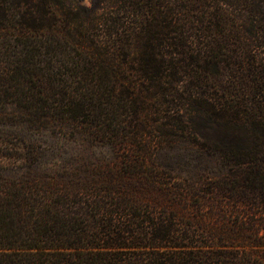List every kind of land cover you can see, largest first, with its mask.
<instances>
[{
  "label": "trees",
  "instance_id": "16d2710c",
  "mask_svg": "<svg viewBox=\"0 0 264 264\" xmlns=\"http://www.w3.org/2000/svg\"><path fill=\"white\" fill-rule=\"evenodd\" d=\"M83 1L0 0V102L127 151L0 159V264H264V0Z\"/></svg>",
  "mask_w": 264,
  "mask_h": 264
},
{
  "label": "rangeland",
  "instance_id": "374dc122",
  "mask_svg": "<svg viewBox=\"0 0 264 264\" xmlns=\"http://www.w3.org/2000/svg\"><path fill=\"white\" fill-rule=\"evenodd\" d=\"M91 1L84 0L83 3L91 5ZM17 90V88H11V91L17 94L15 98L19 96L20 90L18 92ZM83 127L67 124L56 115H38L17 102H0V159L24 158L26 154L42 159L61 160L82 157L97 159L103 156L107 157L106 159L116 158V156L122 159L125 156L127 151L125 148L106 152L103 143L91 144L88 138L78 131ZM180 128L188 127L180 126ZM184 135L185 138L179 133L176 136L177 140L172 143L177 147V156L175 154L162 156L157 160L158 164L155 163V167L166 181L178 182L195 173L199 186H206L215 172L207 170L198 159L190 163L192 160L187 155L199 149L200 144L193 135L189 133ZM150 139L153 142L157 141V133H153Z\"/></svg>",
  "mask_w": 264,
  "mask_h": 264
}]
</instances>
